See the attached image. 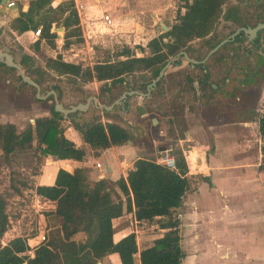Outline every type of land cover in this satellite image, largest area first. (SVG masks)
<instances>
[{
  "label": "trees",
  "instance_id": "1",
  "mask_svg": "<svg viewBox=\"0 0 264 264\" xmlns=\"http://www.w3.org/2000/svg\"><path fill=\"white\" fill-rule=\"evenodd\" d=\"M51 1L28 0L27 8H20L19 13L8 21L9 29L17 34L40 28L39 35L31 42L34 54L28 53L17 43V49H11L15 60L22 66L25 74L38 82L40 87L45 86V81L57 74H69L77 77L81 83L103 81L99 94H109L111 90L114 94L112 101L127 90V85L129 89L145 91L164 63L180 50H185L189 57L200 60L210 48L235 30L209 39L221 18L235 23L236 28L246 22L255 25L259 20L241 18L239 3H231L224 8L227 0H179L175 19L168 24V28L162 30L161 27L160 33L151 37L145 45H137L146 51L141 55H137L130 46L124 44L108 54L107 58L92 64L84 65L64 59L61 53H47L41 62L37 57L42 47L46 45L50 49L56 46V32L51 31L53 23L64 27L63 47L83 40L74 1L63 0L56 6H52ZM262 19L264 20V16ZM195 38H207V50L203 56H195L191 52V41ZM233 40H240V35L237 34ZM219 48L205 62L198 63L204 70L201 78L203 82L210 78L206 69L207 63L218 54ZM136 73L144 78L142 83L129 85L130 81L126 76H134ZM162 79L163 75L147 97H152ZM46 86L48 90L55 89L60 101L59 85ZM97 98L102 103H112L103 96ZM95 110L90 116L80 118H76V115H84L86 112L77 110L63 115L52 110L35 116L33 123H28L23 128H18L9 120L0 121L2 162L11 167L13 162L24 159L33 168L29 174L19 173L15 167L10 168L8 189L0 193V235L11 226V217L6 206L8 195L20 196L27 189L30 194L53 203L52 207L43 211V215L45 218L53 216L57 220L62 238H58L59 245L55 246V238L46 234L45 239L29 253L27 237L23 235L25 232L15 234L5 243H0V264H96L112 253L118 255L121 264H182L185 254L181 245L178 208L186 191L191 188L192 178L186 174L188 166L180 147L173 151L175 168H169L153 157L140 156L133 161L125 175H120L115 180L107 177L92 179L86 166H76L73 171L59 167L53 183L35 182L34 176L40 172L45 155L75 160L85 158V148L65 135L62 119L69 118V124L79 132L94 154L108 146L132 140L133 131L128 125L108 119L110 109ZM103 115L106 119H103ZM252 119L257 121L261 139L258 169H263L264 112L259 116H252ZM35 159L38 164L34 163ZM126 213L134 215L137 226L153 225V231L157 235L149 243H141L137 240L136 232L132 230L114 240L113 218ZM30 231L34 233V228ZM78 232L83 233L80 240L75 238Z\"/></svg>",
  "mask_w": 264,
  "mask_h": 264
},
{
  "label": "rangeland",
  "instance_id": "2",
  "mask_svg": "<svg viewBox=\"0 0 264 264\" xmlns=\"http://www.w3.org/2000/svg\"><path fill=\"white\" fill-rule=\"evenodd\" d=\"M231 1L227 0L224 8L228 7ZM122 2V0L119 1L116 11L106 10L116 30L111 29V26L98 32V36L71 43L67 48L56 49L62 52L65 58L84 65L107 58L108 54L126 43L137 55H141L146 51L141 50L137 45L146 44L150 37L159 33L163 24H171L180 4L179 0H125L124 4ZM239 4L241 5L239 16L246 20L249 18V21H253L260 11L252 0H239ZM145 13H150L148 14L150 18ZM233 29H236L235 23L221 18L208 38L220 37ZM239 35L240 40L232 39L225 42L220 46L218 54L208 61L206 69L210 78L207 81L201 80L204 70L198 65L199 62L190 63L183 55H180L174 57L166 67L163 79L154 90L152 97L133 93L125 98L121 103L122 106L116 103L115 107L110 108L108 119L128 125L133 131L134 136L131 141L138 145V156L156 159L163 149H168V152L174 155L173 151L176 147L186 148L191 143V135L197 136V143L208 141L206 151L211 150L213 138L208 128L209 124L230 122L231 126L237 130L238 143L242 140L247 143L244 147L246 151L238 148V152H234L233 156L239 158L241 154L249 152L255 160L258 131L256 123L246 122L249 121L250 116L260 115L256 109L258 107L256 101L264 84V29L259 30L254 38L245 32H240ZM32 39L33 36L29 33L28 40ZM206 39L195 38L191 41L192 54L203 56L207 50ZM57 41L58 44L61 43L59 38ZM17 43L15 36L8 28V23H3L0 26V48L7 46L10 50L17 49ZM49 52L53 50L42 49L37 58L42 62V57ZM1 63L0 121L9 120L18 128H23L28 123H33L35 116L47 114L52 110L60 112L54 109L52 95L49 94L44 99H35V88L24 82L16 70ZM126 78L130 81L129 85H138L144 79L140 73L134 76L127 75ZM102 83L103 81L97 80L81 83L73 75L57 74L54 78L45 81L40 94L48 90L46 85L58 84L60 101L64 106L85 101L88 95H94L98 103H102L98 100V96L112 101L114 94L110 92L111 90L109 94L106 92L99 94ZM126 89H129L128 85ZM140 91L146 92L147 87L145 91L141 89ZM120 107L125 109L122 110ZM95 109L101 108L95 107L90 101L87 109L82 110L86 113L77 114L76 118L88 117L96 111ZM142 109L147 116L146 123L141 116ZM152 117H156L157 122L152 123ZM103 119H106L105 115ZM63 123H68L67 118L63 120ZM203 134H207V140L202 137L205 136ZM178 136L184 137L178 140ZM248 157L251 159L250 156ZM34 163L38 164L37 159ZM27 164V160L20 159L13 162L11 167H15L19 173L29 174L33 168ZM11 167L4 164L0 157V193L8 189ZM236 171L232 178L224 181L227 199H224L216 190H209L202 185L197 193V185L201 184L199 183L201 175L192 174L193 189L188 190L178 208L182 225L181 245L186 254L183 264H256L254 254L247 251L250 240L248 237L252 235L251 231L254 228L252 213L256 212L257 207L255 194L252 191L256 182H252L253 171L249 164L244 167L242 172L244 176ZM53 179L51 181L44 179L43 183H50ZM262 188L264 192V184ZM8 196L6 206L10 213L11 226L0 235V243L2 240L6 242L8 238L21 232H25L23 235L29 237L32 234L30 231L32 228L37 234L40 232L42 234L45 226L48 235L55 238V246L59 245L58 238L61 237L59 229L55 228L57 220L53 216L45 218L43 215V211L51 207L50 200L32 195L27 189L23 190V195ZM260 198L262 201L264 195ZM225 205L228 207L223 209L222 206ZM148 229H150L148 232H152L151 228ZM147 234V231L144 235L140 234L139 241L142 242ZM76 239L80 240L81 237ZM35 241H37L36 238L30 243L33 244ZM251 255H253V261L250 259ZM114 257L121 264L119 258ZM111 261L113 262L112 258L106 257L103 264H111Z\"/></svg>",
  "mask_w": 264,
  "mask_h": 264
},
{
  "label": "crops",
  "instance_id": "3",
  "mask_svg": "<svg viewBox=\"0 0 264 264\" xmlns=\"http://www.w3.org/2000/svg\"><path fill=\"white\" fill-rule=\"evenodd\" d=\"M61 1L63 0H52L51 5L56 6ZM73 1H74L75 8L77 5L82 6V20H84L85 18H97L102 13H107L106 10L108 9L113 12L116 11L117 5H119L120 0H73ZM122 1H123L122 3L124 4L125 0H122ZM252 1L260 9V11L258 12V15L254 18V20L259 18L258 21H262L263 20L262 17L264 16V0H252ZM231 2L239 3L238 0H232ZM27 6H28V0H16V3L10 6L7 5V0H0V24L2 25L5 22L8 23L10 19L15 17L19 13L20 8L26 9ZM145 14L147 17L150 18V16H148V14L150 15V13H145ZM78 25L80 26L81 36L83 39L87 40V38H90L92 36L95 37L99 35V33H95L93 35L85 34L87 37H83L85 35L82 34V27L79 24V17H78ZM52 26L59 27V26H56L55 23H53ZM111 29L116 30L117 28L114 27L113 25ZM34 30L32 29L25 30L20 34H17L15 31L10 30L14 34L17 42L20 43L24 47L25 51L31 54H34V51H32L31 49V42L34 40V38H36L39 35V34H35ZM29 33L32 34L33 36L32 40H28ZM63 34H64V27L62 28L61 37L57 36L56 34V40H55L56 46L54 48L49 49L50 51L53 50V52H49L51 55H55L57 53L62 54V52H59L56 49L58 47L67 48V47H63L62 45ZM57 38L60 39L61 43L59 44L57 43L58 42ZM127 45L130 46L129 44ZM141 45H145V44H141ZM42 48L45 49V51H47L49 46L44 45ZM62 57L64 59H67L63 56V54H62ZM67 60H72V59H67ZM149 95H150V92H149ZM258 100L256 101V103L258 102V107H256V109H259V108L264 109V84L262 85ZM63 120L64 119H62V123H63ZM248 120L249 121L246 122L248 124L256 123V130L258 131L257 121L252 119L251 116L249 117ZM67 121L68 123L66 124L63 123L64 133L66 136L73 139L76 144L81 145L85 148L86 150L85 158L83 160H75L72 158H55L51 154L43 156V163L41 165L40 172L34 176L36 183H43L44 179L51 181L53 177H55L54 173H56L59 167L64 168L68 171H73V169L76 166H86L89 169V174L92 179H96L99 177H107L110 180H115L120 175H125L126 171L132 167L133 161L136 158L140 157L137 155L138 145L133 144L131 140L125 143H122V144L108 146L104 149L98 150V154H94L91 147L86 142H84V140L81 138L79 132L73 129V127L69 124L68 119ZM208 128H210L212 138H213V142H211V150L208 149V151H206V148H207L206 145L208 144V141L197 143L196 142L197 136L193 137L192 135L190 136L191 143L188 144L186 148L181 147L183 154L185 156L186 162H187V166H188V171L186 174L189 177H192V174L194 173H199L201 175V180L199 181V183L201 184L197 185L198 186L197 193H199V188L202 185L209 190H216L217 193H220V195L224 197V199H227V196H225L227 193V189L224 187V181L234 176L235 171H236L235 169H237L236 171L237 173L241 172V176H244V173L242 172L246 164H249V166L252 167V171H253L252 182L253 181L256 182L255 183L256 185H254V189L252 191L255 194V203L257 204V207H256V212L252 213L254 215L252 217V223L254 225V228L252 231L250 230L252 235L248 237L250 240L247 246V251L248 252L250 251L251 253L254 254L255 259H256V264H264V212H263L264 199L261 201V198H260L262 195H264L263 188H262V185L264 184V168L258 169V164L260 163V159H261V152L259 148L261 144V139L259 135L256 137V140H258V143H257V147L255 148L256 149L255 160L252 157V153H249V152L241 154L239 158H235L233 156V153L238 152V148L240 150H245L246 148L244 149V147L247 145V143L246 142L244 143L243 140L241 141V143H238L237 130L231 126V123L230 122L224 123V124H221V123L213 124L212 123L211 125L209 124ZM207 134H203L205 136H202V137H205L206 140H207V137H206ZM183 137L184 136H178L177 139L180 140ZM245 151H241V152H245ZM248 156H250L251 159ZM241 159H245V160H241ZM53 181L50 183H53ZM209 181L211 183H209ZM191 189H193L192 184H191ZM187 192L188 191H186V193ZM183 200H184V197H183ZM52 206H53V203H51V207ZM226 207L228 206L227 205H225L224 207L222 206L223 209ZM179 216H180V213H179ZM180 219H181V216H180ZM113 227H114V233H113L114 240L119 239L120 237H122L123 235H125L126 233L132 230L136 232L138 241H139L138 239L139 235L140 234L144 235L147 231L148 234L141 243H149L151 239H153L157 235V233L153 231V228H154L153 225L137 226L135 219H134V215L132 213H126L121 216L113 218ZM55 228H58V224L55 225ZM148 228H151L152 232H148L150 230ZM42 233L48 235V232H46L45 226H44V232ZM38 234L36 232L32 233L31 236H29L30 238H28L29 243L31 242V240L35 238L37 240L35 241V244L39 243L40 240H39ZM79 236L82 239L83 233L78 232L75 238ZM1 243H5V241L2 240ZM33 248L34 247H31L28 250V252L31 253ZM114 256L118 257L116 253H112V254H108L104 256L101 260H99V264H103V261L105 260L106 257L113 259V262L111 261L112 262L111 264H119L116 261ZM185 256L186 254L183 257L182 264H183ZM252 256L253 255L250 256L251 261H253Z\"/></svg>",
  "mask_w": 264,
  "mask_h": 264
},
{
  "label": "water",
  "instance_id": "4",
  "mask_svg": "<svg viewBox=\"0 0 264 264\" xmlns=\"http://www.w3.org/2000/svg\"><path fill=\"white\" fill-rule=\"evenodd\" d=\"M1 26V24H0ZM62 26L59 27H55L52 26L51 30L55 31L57 36L61 37L62 36ZM163 28L167 29L168 26L163 24ZM264 29V20L263 21H258L255 25H242L237 27L233 32H231L228 36L224 37L223 39H221L217 44H215L212 48H210L206 55L198 60L192 57H189L187 52L185 50H180L178 53H176V55L171 56L165 63L164 65L160 68L158 74L148 83L147 85V91L143 92L137 89H128V90H124L116 99H114L112 101L111 104L107 105L105 103H98L97 99L95 98V96L93 95H89L85 101H79L73 104H70L68 106H64L63 103L61 101H59L57 93L55 91L54 88H51L49 90H47L45 93L40 94V85L38 82H36L33 78H31L30 76H28L27 74H25L22 66L15 60L13 53L10 51L9 47L4 46L2 48H0V62H3L5 65L12 67L14 69H16L17 73L19 74V76L21 77V79L28 83L29 85H32L35 88V97L39 98V99H44L47 98V96L50 94L52 95V101H53V106L54 109L60 111L62 114L66 115L67 113H71L77 110H85L87 109V107L89 106L90 101L93 102V104L95 105V107H100V108H105V109H110L113 105H115L116 103H123V101L125 100V98L128 95H131L133 93L138 94L140 96H145V95H149L150 90L154 87V85L156 84V81L163 75L166 67L173 61L174 57L183 55L187 61H189L190 63H198V62H204L205 59L214 51H216L222 44H224L225 42L232 40L237 34H239L240 32H245L247 33L251 38H254L259 30ZM145 110H141V116L143 118V121L146 123L147 121V116L144 112ZM152 123L157 122V118L156 117H152L151 118ZM130 141V140H128ZM164 148V147H161ZM99 264V261L96 263Z\"/></svg>",
  "mask_w": 264,
  "mask_h": 264
},
{
  "label": "built area",
  "instance_id": "5",
  "mask_svg": "<svg viewBox=\"0 0 264 264\" xmlns=\"http://www.w3.org/2000/svg\"><path fill=\"white\" fill-rule=\"evenodd\" d=\"M16 3V0H7V5H13ZM77 14L79 17V24L82 27V34L83 35H93L98 32H102L103 30H106L113 26V22L111 17L107 13H102L99 17L97 18H85L82 20V6L77 5ZM40 28H37L34 30L35 34H39ZM258 111L260 113L264 112V109L259 108ZM157 162L166 165L169 168H175V158L174 155L168 152V149H163L161 150L160 154L156 157L155 159ZM39 235V234H38ZM46 234H40L39 235V242L45 239ZM29 237H27V243L29 247H35L37 244L33 243L30 244ZM33 245V246H32Z\"/></svg>",
  "mask_w": 264,
  "mask_h": 264
},
{
  "label": "flooded vegetation",
  "instance_id": "6",
  "mask_svg": "<svg viewBox=\"0 0 264 264\" xmlns=\"http://www.w3.org/2000/svg\"><path fill=\"white\" fill-rule=\"evenodd\" d=\"M148 95H145V97H147ZM150 96V95H149ZM121 104V103H120ZM123 104H121V106H122Z\"/></svg>",
  "mask_w": 264,
  "mask_h": 264
}]
</instances>
